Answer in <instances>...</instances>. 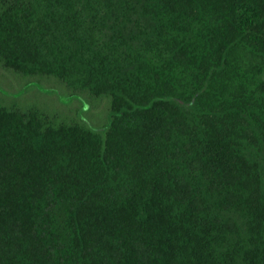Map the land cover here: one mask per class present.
I'll return each mask as SVG.
<instances>
[{
	"label": "trees",
	"instance_id": "trees-1",
	"mask_svg": "<svg viewBox=\"0 0 264 264\" xmlns=\"http://www.w3.org/2000/svg\"><path fill=\"white\" fill-rule=\"evenodd\" d=\"M0 65L110 103H0V264H264V0H0Z\"/></svg>",
	"mask_w": 264,
	"mask_h": 264
},
{
	"label": "rangeland",
	"instance_id": "rangeland-1",
	"mask_svg": "<svg viewBox=\"0 0 264 264\" xmlns=\"http://www.w3.org/2000/svg\"><path fill=\"white\" fill-rule=\"evenodd\" d=\"M0 103L34 106L57 121L83 120L97 131L109 123V99L69 88L54 77L24 78L0 65Z\"/></svg>",
	"mask_w": 264,
	"mask_h": 264
}]
</instances>
